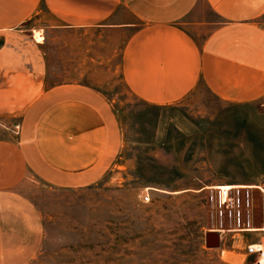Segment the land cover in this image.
Masks as SVG:
<instances>
[{"label":"rangeland","instance_id":"rangeland-1","mask_svg":"<svg viewBox=\"0 0 264 264\" xmlns=\"http://www.w3.org/2000/svg\"><path fill=\"white\" fill-rule=\"evenodd\" d=\"M125 14L120 9L122 20ZM42 18L12 40L21 58L13 69L23 76L9 82V92L21 87L34 98L62 84L90 86L106 97L130 140L90 185L53 186L28 172L16 189L36 205L45 231L31 264H255L245 248L264 236V190L243 187L239 205L221 208L217 187H264L261 103L232 106L200 83L168 107V140H160L161 108L139 99L122 74L123 48L139 23L71 28ZM20 115L0 114V138L20 136ZM208 231L220 233L219 246L206 245Z\"/></svg>","mask_w":264,"mask_h":264},{"label":"crops","instance_id":"crops-1","mask_svg":"<svg viewBox=\"0 0 264 264\" xmlns=\"http://www.w3.org/2000/svg\"><path fill=\"white\" fill-rule=\"evenodd\" d=\"M45 14L71 28L139 23L124 45L122 74L139 99L161 108L160 140H168V107L200 83L226 104L264 109V0H0V114L22 117L20 136L0 138V264H31L44 245L42 216L16 189L29 171L53 186L90 185L130 140L90 86L62 84L34 98L21 87L9 92L22 73L13 69L21 58L12 40Z\"/></svg>","mask_w":264,"mask_h":264},{"label":"built area","instance_id":"built-area-1","mask_svg":"<svg viewBox=\"0 0 264 264\" xmlns=\"http://www.w3.org/2000/svg\"><path fill=\"white\" fill-rule=\"evenodd\" d=\"M218 203L221 208L224 206H234L235 204L239 205L241 202L240 189L237 184L232 185H221L218 186ZM249 189V188H247ZM151 200V195L149 192L143 195V201L149 202ZM249 192L247 193V205H249ZM230 215L233 216V211L230 210ZM238 221L241 220L240 211L236 214ZM249 229V228H248ZM245 229V230H248ZM246 254L250 257H253L255 264H264V236L263 239L258 242H250L246 245Z\"/></svg>","mask_w":264,"mask_h":264},{"label":"water","instance_id":"water-1","mask_svg":"<svg viewBox=\"0 0 264 264\" xmlns=\"http://www.w3.org/2000/svg\"><path fill=\"white\" fill-rule=\"evenodd\" d=\"M206 245L217 247L220 244V233L218 231H208L205 237Z\"/></svg>","mask_w":264,"mask_h":264},{"label":"bare ground","instance_id":"bare-ground-1","mask_svg":"<svg viewBox=\"0 0 264 264\" xmlns=\"http://www.w3.org/2000/svg\"><path fill=\"white\" fill-rule=\"evenodd\" d=\"M37 37V35H36ZM228 185H232V184H228ZM239 187L243 188V187H249V188H262L264 190V187L259 185V184H237ZM221 186V185H220ZM218 188V187H217ZM259 228H249V231H258ZM259 230H264V229H259Z\"/></svg>","mask_w":264,"mask_h":264}]
</instances>
